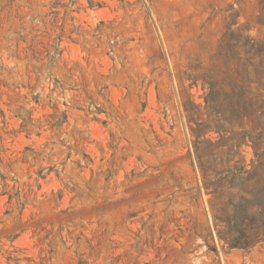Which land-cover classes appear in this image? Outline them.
Listing matches in <instances>:
<instances>
[{
  "label": "rangeland",
  "instance_id": "rangeland-1",
  "mask_svg": "<svg viewBox=\"0 0 264 264\" xmlns=\"http://www.w3.org/2000/svg\"><path fill=\"white\" fill-rule=\"evenodd\" d=\"M260 61L264 0H0V264H264Z\"/></svg>",
  "mask_w": 264,
  "mask_h": 264
},
{
  "label": "trees",
  "instance_id": "trees-1",
  "mask_svg": "<svg viewBox=\"0 0 264 264\" xmlns=\"http://www.w3.org/2000/svg\"><path fill=\"white\" fill-rule=\"evenodd\" d=\"M254 43L251 47L254 48ZM254 75L256 82L264 89V66L262 61L257 65L254 69ZM246 82L251 83L252 78L250 76H246ZM247 98V93L244 92L243 88L240 86L232 85L230 86V91L228 93L222 92L221 89L217 86L215 82L208 83V93L205 97V103L207 109L211 112L210 114H221L223 119L227 120L229 124H233L235 121H239L240 118H261L264 117V102L260 104L245 101ZM258 125H261L264 129V122H260ZM200 130H207L210 129L211 126L209 123L198 125ZM215 129H220L218 126H215ZM198 130L196 133H199ZM252 146L255 150V153L260 152L261 150L264 151V145L262 146V142L259 140H252ZM203 177H206V171L201 166L200 167ZM256 172V171H255ZM238 174L240 176L246 174L248 178H251L255 173L251 174L244 170V168L238 169ZM214 194H218L216 189L213 190ZM260 214L264 218V208H260ZM220 222H225L221 220ZM227 228L233 233H237L234 231L235 226L241 227L244 226V229L247 230L249 225H244L243 222L241 224L237 220L236 214H232L229 218H226ZM239 224V225H237ZM219 237L228 244L229 248H248L251 244L249 242H240L239 240H235L233 238L231 232H219Z\"/></svg>",
  "mask_w": 264,
  "mask_h": 264
}]
</instances>
